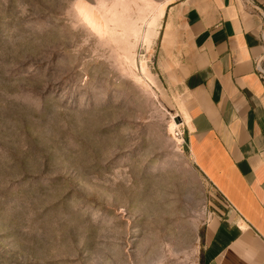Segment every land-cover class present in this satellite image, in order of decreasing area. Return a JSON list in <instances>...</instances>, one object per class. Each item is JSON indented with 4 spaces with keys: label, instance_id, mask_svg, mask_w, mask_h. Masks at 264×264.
Here are the masks:
<instances>
[{
    "label": "rangeland",
    "instance_id": "1",
    "mask_svg": "<svg viewBox=\"0 0 264 264\" xmlns=\"http://www.w3.org/2000/svg\"><path fill=\"white\" fill-rule=\"evenodd\" d=\"M175 1L0 0V264L204 263L226 208L167 72Z\"/></svg>",
    "mask_w": 264,
    "mask_h": 264
},
{
    "label": "crops",
    "instance_id": "2",
    "mask_svg": "<svg viewBox=\"0 0 264 264\" xmlns=\"http://www.w3.org/2000/svg\"><path fill=\"white\" fill-rule=\"evenodd\" d=\"M264 0H176L163 53L185 142L226 208L203 264H264Z\"/></svg>",
    "mask_w": 264,
    "mask_h": 264
},
{
    "label": "built area",
    "instance_id": "3",
    "mask_svg": "<svg viewBox=\"0 0 264 264\" xmlns=\"http://www.w3.org/2000/svg\"><path fill=\"white\" fill-rule=\"evenodd\" d=\"M261 41L264 45V15H263V26H262V32H261ZM256 70L262 78H264V65H261V62L257 63Z\"/></svg>",
    "mask_w": 264,
    "mask_h": 264
},
{
    "label": "water",
    "instance_id": "4",
    "mask_svg": "<svg viewBox=\"0 0 264 264\" xmlns=\"http://www.w3.org/2000/svg\"><path fill=\"white\" fill-rule=\"evenodd\" d=\"M174 119H175V121L178 122V123H182V122H183L181 116H179V115L176 116Z\"/></svg>",
    "mask_w": 264,
    "mask_h": 264
}]
</instances>
